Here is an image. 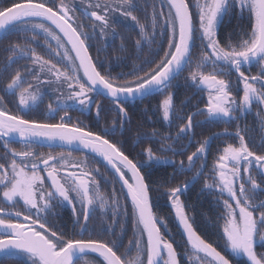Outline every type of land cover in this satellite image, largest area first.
I'll list each match as a JSON object with an SVG mask.
<instances>
[{
  "label": "snow or ice",
  "instance_id": "snow-or-ice-1",
  "mask_svg": "<svg viewBox=\"0 0 264 264\" xmlns=\"http://www.w3.org/2000/svg\"><path fill=\"white\" fill-rule=\"evenodd\" d=\"M226 18L237 25L224 31ZM132 32L134 42L125 37ZM0 45V257L15 264H234L231 253L264 264V139L257 144L241 123L255 108L264 126V0H13L0 7ZM129 61V71H115ZM184 73L198 103L178 108L175 82ZM161 96L144 113L158 115L167 133L134 128L132 105ZM93 110L98 130L71 115ZM103 112L115 114L111 127L99 128ZM206 125L224 128L197 140ZM145 141L159 148L133 155ZM158 165L173 172L154 180ZM197 183L198 195L215 205L216 241L200 233L189 203ZM159 197L183 233L182 247L154 211ZM63 209L71 212V232L57 223ZM109 209L111 223L97 231L94 217ZM129 215L133 239L125 246ZM89 254L96 259L85 260Z\"/></svg>",
  "mask_w": 264,
  "mask_h": 264
},
{
  "label": "trees",
  "instance_id": "trees-1",
  "mask_svg": "<svg viewBox=\"0 0 264 264\" xmlns=\"http://www.w3.org/2000/svg\"><path fill=\"white\" fill-rule=\"evenodd\" d=\"M13 2V0H3L2 3H0V7L4 5H10ZM153 0H149V3H152ZM149 13L151 12V8H149ZM141 22L145 23L144 18H141ZM242 23H246V19L242 21ZM237 25V21L235 18L231 19L229 22L226 18L225 20V25L223 27L224 31H227ZM125 37L128 38L130 37L133 42L137 38L136 33H125ZM43 43V41H41ZM119 43V41H117ZM3 45H0V60L3 59L4 53L2 51ZM145 53H147V48H145ZM107 55V58H111V50L107 54L101 53V58L104 59ZM131 68V61L128 63V67H125L123 69L121 68H116L115 71H129ZM255 68H253V72H255ZM115 71L113 74H115ZM187 73H184L178 81L175 83H178L181 85V87L176 91V97H175V102L178 108H181L183 106L182 102L188 105H195L198 103V97L194 95V91L191 88H187L184 86V76H186ZM163 97H157V98H148L146 99L143 103L136 102L134 105L131 107V117H132V126L135 128L138 125H142V131L143 130H148L150 131L153 127L159 129L161 132L167 133L168 128L165 125L164 127H161V124L163 123L162 120L158 115H153L152 111H149L147 115L144 113V108L145 106H149L151 109H155L156 105L159 104L162 101ZM47 101H45V104ZM105 105H107V101H104ZM9 108L12 107L11 104L7 105ZM202 106V105H201ZM43 114V108H41V115ZM71 115L74 120L79 119L84 121L85 125H88L89 127H92L94 130H98L95 122H94V117H95V111L93 110L90 114H81L78 111H72ZM114 113H107L103 112L102 113V119L99 122V128H104V127H111L112 125V119L114 117ZM58 119V117H57ZM198 120H202L203 117H197ZM242 124H246L249 126V128L253 129L252 135L256 139V143L259 144L262 139H264V133L261 132V128L264 127L260 124L259 118L256 116V109H253V112L248 114L246 118H244L241 121ZM224 128V125H206L204 128H198L197 132H202L203 135H198L196 137L197 140H202L208 135H210L213 132H219L222 131ZM173 133L175 132V127L172 129ZM117 139L120 137L117 136ZM131 143V141H129ZM195 144V141H194ZM17 150H19L22 146L19 144L13 145ZM149 146H153L154 148H159V144L156 145H149L148 142L141 143L138 147H136L135 153L140 152L141 149L147 148ZM195 147H192L189 149V154L191 151H194ZM2 151V150H0ZM39 151L46 152L48 151L47 148H41ZM159 154V153H158ZM74 155H81V153H74ZM166 155H171V153H167ZM186 159V157H176L175 159ZM211 158H209V164L211 165ZM96 166V165H94ZM101 168H103V165H99ZM103 170V169H102ZM173 172V169L170 166L166 165H158L157 170L155 171L153 175L154 180H162L166 179L168 175H170ZM195 172V169L193 170V173H188L185 176H181L179 179L184 180L188 176L193 175ZM117 189L119 188V185H114ZM200 183H197L193 186L192 192L189 195V203L193 205L194 211L193 215L197 216V225H198V230L200 233L206 237H208L211 241H216L218 236H219V231L218 227L216 225V209L215 205H210L209 200H211V197L208 196H200L198 195L199 189H200ZM113 185H105L102 187V191L107 195ZM155 204L156 208L154 211H156L160 216L164 217L167 222H168V228H167V234L170 235V237L176 241V245L178 247H182L184 244V236L182 232L179 230V226L174 219V216L170 214V207L169 205L165 202L164 197H159L155 199ZM120 203L122 206L127 207L129 213H131V205L130 202L126 201L124 197H120ZM111 210L109 209V215H100L98 214L97 216L94 217L93 219V225L95 226L96 230L99 231L102 227H106L111 223ZM121 222H123V218H121ZM57 223L61 224L66 230L71 232L72 230V222H71V212L69 209H63L61 210V214L57 220ZM222 223V222H221ZM78 232L79 229H76ZM116 232L118 235H121V229L120 227H116ZM133 239V231L131 228V217L129 215V221L126 226V231L122 234V240L123 244L125 246L128 245V242ZM223 245L221 244V247ZM124 248H121V251H123ZM258 250L259 251H264V248H261L258 244ZM133 255H135V252L133 251ZM230 258L233 259L234 264H247V260L243 256H235L234 254L228 253ZM85 260H95L96 256L95 255H88L84 258ZM0 264H15V261L13 259H8L4 260L2 257H0Z\"/></svg>",
  "mask_w": 264,
  "mask_h": 264
},
{
  "label": "water",
  "instance_id": "water-1",
  "mask_svg": "<svg viewBox=\"0 0 264 264\" xmlns=\"http://www.w3.org/2000/svg\"><path fill=\"white\" fill-rule=\"evenodd\" d=\"M183 234V233H182ZM89 255H95V254H89Z\"/></svg>",
  "mask_w": 264,
  "mask_h": 264
},
{
  "label": "flooded vegetation",
  "instance_id": "flooded-vegetation-1",
  "mask_svg": "<svg viewBox=\"0 0 264 264\" xmlns=\"http://www.w3.org/2000/svg\"><path fill=\"white\" fill-rule=\"evenodd\" d=\"M101 169H103V168H101Z\"/></svg>",
  "mask_w": 264,
  "mask_h": 264
},
{
  "label": "rangeland",
  "instance_id": "rangeland-1",
  "mask_svg": "<svg viewBox=\"0 0 264 264\" xmlns=\"http://www.w3.org/2000/svg\"><path fill=\"white\" fill-rule=\"evenodd\" d=\"M246 258V257H245Z\"/></svg>",
  "mask_w": 264,
  "mask_h": 264
}]
</instances>
